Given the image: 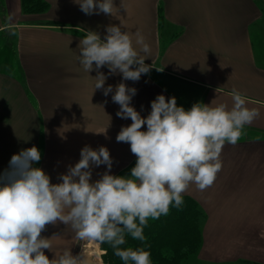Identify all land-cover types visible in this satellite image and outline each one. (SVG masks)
I'll return each instance as SVG.
<instances>
[{"label": "crops", "instance_id": "crops-1", "mask_svg": "<svg viewBox=\"0 0 264 264\" xmlns=\"http://www.w3.org/2000/svg\"><path fill=\"white\" fill-rule=\"evenodd\" d=\"M42 1L46 12L25 14L21 0H0V173L12 155L36 146L41 160L33 166L60 183L58 177L79 161L85 145L109 150L111 173H130L136 158L116 136L131 120L116 116L119 105L111 99L121 82L137 90L130 106L142 117L157 95L175 97L185 110L214 99L231 108L235 88L259 116L236 145L224 146L214 184L197 198L189 190L198 189L195 185L184 193L205 215L200 250L185 264H264V63L256 60L252 39L264 20V0H114V16L85 15L74 0ZM67 11L83 17L69 20ZM88 24L101 39L112 25L140 30L151 47L145 60L153 67L150 79L123 81L102 67L104 87L111 85L113 92L94 90L96 71L86 73L76 59ZM105 171V165L93 167L92 180ZM53 235L61 238L53 240L51 252L45 250L49 259L67 248L73 255L82 251L70 227L57 223L42 233ZM82 244V254L92 259Z\"/></svg>", "mask_w": 264, "mask_h": 264}, {"label": "clouds", "instance_id": "clouds-1", "mask_svg": "<svg viewBox=\"0 0 264 264\" xmlns=\"http://www.w3.org/2000/svg\"><path fill=\"white\" fill-rule=\"evenodd\" d=\"M74 3L85 15L118 12L114 0ZM85 33L76 59L86 73L96 71L94 90L103 89L104 96L113 87H104L107 76L100 72L102 67L132 82L153 68L145 64L151 47L140 30L133 33L112 25L103 39L97 32ZM136 92L121 82L111 97L119 105L116 116L131 120L116 136L136 158L129 175L110 174L113 160L103 146L93 150L85 145L79 161L56 184L33 166L41 160L36 146L11 156L8 169L0 173V264H92L82 253L73 255L70 248L49 259L45 250L51 252L53 240L61 236L45 238L42 233L57 223L70 227L80 241L96 247L108 244L123 264H153L144 247L122 248L126 237L144 242L149 221L167 216L173 207L181 208L191 185L201 191L211 187L223 167L224 146L236 145L245 127L259 116L258 110L247 107L245 95L233 88L231 108L214 99L185 110L177 106L175 97L157 95L150 113L142 117L130 106ZM101 165L106 171L93 181V167Z\"/></svg>", "mask_w": 264, "mask_h": 264}, {"label": "trees", "instance_id": "trees-1", "mask_svg": "<svg viewBox=\"0 0 264 264\" xmlns=\"http://www.w3.org/2000/svg\"><path fill=\"white\" fill-rule=\"evenodd\" d=\"M21 5L25 14L44 13L48 10V4L42 0H21ZM159 16L162 26L161 13ZM183 200L181 208L173 207L167 216L149 221L144 229V242L134 241L129 236L126 237V244L121 247H144L151 252L153 264H185L200 250L201 226L205 215L194 199L183 196ZM100 248L104 264H123L108 244H103Z\"/></svg>", "mask_w": 264, "mask_h": 264}, {"label": "rangeland", "instance_id": "rangeland-1", "mask_svg": "<svg viewBox=\"0 0 264 264\" xmlns=\"http://www.w3.org/2000/svg\"><path fill=\"white\" fill-rule=\"evenodd\" d=\"M39 6V5H37ZM78 13V15L76 16V14L72 11H67L64 13L65 17L69 20L73 19L75 16H76V19H79L81 20V17L79 14H80V11H75ZM264 17V15H263ZM86 29H88V31H94L96 32L97 29L94 25H91V24H88L86 26ZM252 39H253V44H254V49H255V52H256V60L258 61L259 64H263L264 63V20L259 24V25H256L254 27V29L252 30ZM13 43H14V38L13 36L11 37V40H10V43H9V47L13 46ZM150 74L151 73H148L147 75H144L142 74V79L143 80H149L150 79ZM112 175H118V176H127L129 175L130 173L128 172H117V173H110ZM190 192H192V194L197 198L198 197V194L200 192L199 189H189ZM83 241L80 242V249H82V251L80 250V253H83V248H82V244ZM85 246V245H84ZM87 249L89 250V252L93 255L92 256V259L89 258L91 261H93V258H94V262L95 264H104L103 260H102V255H103V251L101 250L100 247H96L95 245H93L91 242L87 243ZM198 254V253H197ZM196 254V255H197ZM194 255L193 257H191V260H193L195 258ZM93 264V263H92Z\"/></svg>", "mask_w": 264, "mask_h": 264}]
</instances>
